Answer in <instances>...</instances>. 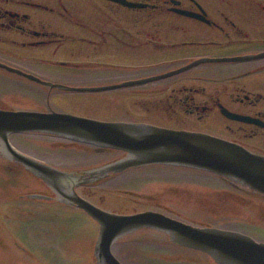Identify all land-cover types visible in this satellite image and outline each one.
<instances>
[{"label":"flooded vegetation","instance_id":"obj_1","mask_svg":"<svg viewBox=\"0 0 264 264\" xmlns=\"http://www.w3.org/2000/svg\"><path fill=\"white\" fill-rule=\"evenodd\" d=\"M0 110L204 133L264 156V0H0ZM21 135L62 141L53 151L71 152L70 161L56 164L22 153L66 173L63 190L97 208L118 215L153 211L194 227L237 231L159 211L160 203L130 209L113 197L121 208L109 209L111 197L97 194L139 188L147 171L186 168L148 165L100 177L126 153L45 133L12 137ZM165 183L177 194L191 191L181 186L184 180ZM60 215H80L99 231L84 210L0 153V217ZM26 235L0 231V264L12 257L11 249L27 253Z\"/></svg>","mask_w":264,"mask_h":264},{"label":"water","instance_id":"obj_2","mask_svg":"<svg viewBox=\"0 0 264 264\" xmlns=\"http://www.w3.org/2000/svg\"><path fill=\"white\" fill-rule=\"evenodd\" d=\"M22 133L52 134L126 153L124 159L95 173L100 177L153 164L173 165L191 168L189 170L227 183L229 180L261 195H264V156L202 133L145 124L104 123L69 114L0 110V153L24 165L49 184L62 200L78 206L99 224L94 250L96 264H122L113 254L114 244L144 228L160 230L170 242L202 252L216 264H264V243L249 235L198 228L155 212L112 214L86 202L73 191L66 192L60 183L68 178L66 173L20 153L10 144L11 135Z\"/></svg>","mask_w":264,"mask_h":264},{"label":"rangeland","instance_id":"obj_3","mask_svg":"<svg viewBox=\"0 0 264 264\" xmlns=\"http://www.w3.org/2000/svg\"><path fill=\"white\" fill-rule=\"evenodd\" d=\"M11 142L19 151L50 163L58 164L75 157L71 152L53 151V145L61 144L62 141L52 138L15 136ZM147 172L145 176H139L145 179L141 187L122 190L148 193L151 196L138 199L122 190L112 195L113 189H97V194L111 197L106 203L109 209L121 208L119 203L112 201L113 197L121 198L130 209L152 208L155 203H160L159 211L172 212L185 220L212 223L220 228L241 231L264 242V198L189 169ZM165 179L174 182L184 180L187 183L181 186H188L191 191L188 195L169 191ZM28 218L0 217V231H27V253L23 255L21 251L11 249L7 253L12 257L3 264H96L94 247L99 231L89 221L80 215L44 220ZM167 242L168 236L164 234L142 231L117 241L113 251L125 264H213L206 257L193 253L188 255L185 251L173 249Z\"/></svg>","mask_w":264,"mask_h":264}]
</instances>
